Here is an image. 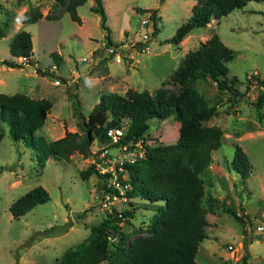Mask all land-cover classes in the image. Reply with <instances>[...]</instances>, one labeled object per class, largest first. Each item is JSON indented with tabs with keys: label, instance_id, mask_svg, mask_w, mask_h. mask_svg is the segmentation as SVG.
Segmentation results:
<instances>
[{
	"label": "rangeland",
	"instance_id": "1",
	"mask_svg": "<svg viewBox=\"0 0 264 264\" xmlns=\"http://www.w3.org/2000/svg\"><path fill=\"white\" fill-rule=\"evenodd\" d=\"M101 1L107 30L100 25L99 14L90 9L93 0H85L76 7L81 23L72 20L65 10L56 18L22 23L20 16L25 9L36 7L45 12L52 0H0V92L26 93L27 85H40L51 107L34 134L54 139L62 136L64 129L80 131L79 122L86 120L99 93L123 94L127 88L151 91L168 77L186 49L195 48L199 41L216 33L233 50L232 58L226 61L227 75L237 78L234 87L243 95L238 101L228 100L227 93L218 91L210 80L196 82V87L215 107L204 123L221 129L222 138L215 154L226 163L214 174L208 173L209 165L200 174L204 180L202 203L205 205L207 196L214 197L216 212L213 216L206 212L214 223L206 226L207 236L197 246L195 264H234L231 248L248 258L246 264H264V230L254 229L255 224L264 225V98L257 116L254 101L258 90L253 82V73L264 76V0H249L219 19L211 18L205 26L194 27L189 38L183 37L187 42H183L181 49L179 43L176 46L165 39L191 14L194 0L192 4L191 0ZM150 9H156V18L147 25L139 24ZM19 29L30 33L31 60L40 69H34L36 75L26 74L33 71L26 64L9 68L1 62L15 59L8 53V42ZM106 32L111 41L119 44L140 41L142 33L147 32V50L141 52L127 44L120 61H114L106 53ZM57 52L60 60L56 63L51 53ZM54 79L59 83H54ZM165 86L176 89L172 83ZM147 123V131L159 135L162 144L176 139L179 125L176 119H150ZM52 124L59 128L55 133L49 132ZM0 132V264H59L63 250L88 236L90 227L105 216L95 200L100 182L97 175L79 174L91 160L75 151L69 161L47 158L41 165L29 147L10 138L1 120ZM98 145V137L94 136L89 150ZM235 145L244 151L251 164L249 175L243 179L229 167ZM35 185H41L49 199L22 215L12 216L10 203ZM129 199L131 206L125 210L130 214L120 227L131 237L137 231L145 232L160 202L149 203L135 195ZM222 202L233 204L239 211L244 208L247 212L244 222L224 211ZM114 245L115 240L110 239L109 248ZM94 264L108 263L101 260Z\"/></svg>",
	"mask_w": 264,
	"mask_h": 264
},
{
	"label": "trees",
	"instance_id": "2",
	"mask_svg": "<svg viewBox=\"0 0 264 264\" xmlns=\"http://www.w3.org/2000/svg\"><path fill=\"white\" fill-rule=\"evenodd\" d=\"M84 1L52 0L43 16L46 19L56 18L65 10L72 20L80 22L76 7ZM247 1L194 0L191 14L165 41L178 46L182 37L194 27L205 26L211 18L219 19L230 10L242 7ZM90 9L99 14L100 25L107 30L102 1L93 0ZM150 11L152 18H156V9ZM41 16L38 8L29 7L22 12L20 22H34ZM105 37L107 46L119 44L111 41L108 32ZM31 48L30 33L19 29L8 42V53L16 60L8 58L1 62L9 67L33 64ZM18 56L22 57V62L17 61ZM232 56L233 50L216 33H211L199 41L195 48L185 52L159 86L151 91L127 88L123 94L101 92L87 113L86 120L79 122L80 131L64 129L62 136L49 140L43 135L34 134L51 107L48 98L0 92V120L6 124L8 135L12 140L21 141L29 147L41 165L47 158L69 161L75 151L87 156L93 137L102 140L105 126L122 123L123 118L127 120L126 137L144 134L155 141L159 135L147 131L148 120L171 117L179 122L177 137L173 142L147 144L144 158L132 165L128 196L135 195L149 203L160 202L145 232L137 231L130 237V233L121 230L119 216L103 217L90 227L88 236L63 250L59 264H94L101 260H106L108 264H195L197 246L207 236L206 212L212 213L216 207L212 196L206 197L205 205L202 203L204 180L200 174L206 172L212 151L220 145L222 138L218 126L204 123L215 107L196 87V82L210 80L218 91L227 93L228 100L238 101L243 93L234 87L237 78L227 75L226 61ZM51 57L56 63L60 60L58 54L51 53ZM35 70L39 69L36 67ZM253 78L257 86L264 83V76L253 74ZM246 81L250 83L251 79L247 76ZM165 83L174 84L176 89H169ZM263 98L264 93L258 90L254 101L257 116ZM79 116L82 117V114ZM229 167L242 179L250 173L251 164L238 145H235ZM93 172L90 163L79 170L81 177ZM48 199L47 191L41 185H35L18 195L8 209L12 216H19ZM222 203L224 211L244 222L233 204ZM122 214L129 215L130 211L126 210ZM110 238L115 240L113 248H109Z\"/></svg>",
	"mask_w": 264,
	"mask_h": 264
},
{
	"label": "built area",
	"instance_id": "3",
	"mask_svg": "<svg viewBox=\"0 0 264 264\" xmlns=\"http://www.w3.org/2000/svg\"><path fill=\"white\" fill-rule=\"evenodd\" d=\"M146 14L147 17H142L139 20V24L147 25L150 22L152 19L151 11H147ZM141 38L142 40L140 41L134 40L126 41L119 45H108L106 46V53L109 54L114 61H120L122 50L126 49L125 47L127 44L129 47L135 46L138 47L141 52H145L147 50V32H143ZM82 60H86V58L82 57ZM17 61L22 62V57L18 56ZM51 67L53 68L55 65L51 64ZM253 82L256 87L255 81ZM54 83H59V80L54 79ZM257 87L259 91L264 93V83ZM126 127V119L122 123L105 126L103 139L99 140V145L91 150L89 154L91 160L90 164H92L95 174L100 181L97 193L95 194V200L99 208L105 212L104 217L119 216V224L127 217V215H123L122 212L126 211L125 209L131 206L127 191L131 187L130 173L132 172V165L144 158L145 146L147 144H155L159 141L158 139L155 141L151 138H146L144 134L126 137ZM235 211L243 218L247 215V212L243 209H241V211L236 209ZM254 229L257 232L263 231L264 225L255 224ZM227 247L230 248V245ZM232 255L231 258L234 264H246L247 259L243 258L239 253L234 252Z\"/></svg>",
	"mask_w": 264,
	"mask_h": 264
},
{
	"label": "crops",
	"instance_id": "4",
	"mask_svg": "<svg viewBox=\"0 0 264 264\" xmlns=\"http://www.w3.org/2000/svg\"><path fill=\"white\" fill-rule=\"evenodd\" d=\"M193 3V0H191V4ZM47 11V9L45 10V12ZM45 12H43L42 11V16L39 18V19H41V18H43L44 16V14H45ZM78 14V13H77ZM79 23H81V18H80V22ZM191 31V30H190ZM190 31L188 32V33H186L183 37H188L189 38V36H190ZM183 37H182V39L180 40V42H179V49H181V47H182V45H183V42H185L184 40L185 39H183ZM187 42V41H186ZM185 42V43H186ZM32 43V42H31ZM187 47H189V46H187ZM186 49V48H185ZM187 50V49H186ZM186 50H185V52H186ZM31 51H32V48H31ZM184 52V53H185ZM32 53V52H31ZM184 53H183V55H184ZM57 54H59L58 52H57ZM31 58H32V55H31ZM33 59V58H32ZM33 61V60H32ZM34 62V64L35 65H37L36 64V61H33ZM29 63H27L26 65H28ZM26 65H25V67H26ZM33 65V64H32ZM34 66V65H33ZM6 67H9V66H6ZM10 68V67H9ZM34 69H35V66H34V68H32V72L31 73H26L27 75H32L33 74V72H34V74L36 75L37 73H35V71H34ZM40 70V69H39ZM87 70H89V68L88 69H86L85 71H87ZM85 71H83V72H85ZM27 87V90H26V93L25 94H27V95H29V96H32V97H44L43 96V94H42V87L40 86V85H36V84H30V85H27L26 86ZM62 126V125H61ZM58 127L55 125V124H52L51 125V127H50V129H49V132L50 133H55L56 131H58ZM64 131V130H63ZM215 152H216V149H214L213 151H212V154H211V162L209 163V170H208V173L210 174V173H212V174H214V172H217L219 169H221V168H224L223 167V165L226 163V162H224V159H220L219 157H218V155H216L215 154ZM219 161V162H218ZM221 162H223V164H220ZM211 169V170H210ZM222 173H224V172H222ZM218 176H220V177H226L225 175H219V174H217ZM213 178V177H212ZM230 193V192H229ZM226 194H224V196H225ZM227 196V195H226ZM230 201H232V200H230ZM236 208V207H235ZM243 208V207H242ZM243 210L246 212V210L243 208ZM216 212V211H215ZM215 212H213V213H209L211 216H213L214 214H215ZM206 218H207V221H208V223L209 222H212V224L214 223L213 222V217H210L211 218V220L212 221H210V219H209V217H207V215H206ZM205 230H206V228H205ZM234 252L236 253V249L235 248H231V250H230V253H233L234 254ZM243 256V255H242ZM249 258H251V255L250 256H248ZM245 259H248V258H246V257H244Z\"/></svg>",
	"mask_w": 264,
	"mask_h": 264
},
{
	"label": "water",
	"instance_id": "5",
	"mask_svg": "<svg viewBox=\"0 0 264 264\" xmlns=\"http://www.w3.org/2000/svg\"><path fill=\"white\" fill-rule=\"evenodd\" d=\"M27 67H31V68H34V66L31 64V63H29L28 65H26ZM87 156H89V154L87 155Z\"/></svg>",
	"mask_w": 264,
	"mask_h": 264
},
{
	"label": "clouds",
	"instance_id": "6",
	"mask_svg": "<svg viewBox=\"0 0 264 264\" xmlns=\"http://www.w3.org/2000/svg\"><path fill=\"white\" fill-rule=\"evenodd\" d=\"M160 141V140H159ZM91 152V151H90ZM244 258V257H243Z\"/></svg>",
	"mask_w": 264,
	"mask_h": 264
}]
</instances>
